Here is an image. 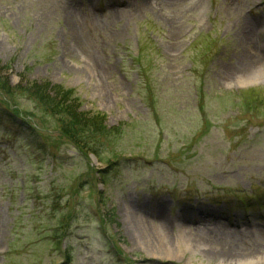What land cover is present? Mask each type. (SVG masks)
Instances as JSON below:
<instances>
[{
	"label": "rangeland",
	"instance_id": "374dc122",
	"mask_svg": "<svg viewBox=\"0 0 264 264\" xmlns=\"http://www.w3.org/2000/svg\"><path fill=\"white\" fill-rule=\"evenodd\" d=\"M0 79L116 129L0 91V264H264V0H0Z\"/></svg>",
	"mask_w": 264,
	"mask_h": 264
},
{
	"label": "trees",
	"instance_id": "16d2710c",
	"mask_svg": "<svg viewBox=\"0 0 264 264\" xmlns=\"http://www.w3.org/2000/svg\"><path fill=\"white\" fill-rule=\"evenodd\" d=\"M4 80L6 82H4ZM0 79V91L4 94L13 96L14 92H23L25 95L30 97L35 103L38 101L39 106L49 115H53L59 122V127L61 133L75 145L80 148L90 150L96 153L98 156L101 154V145L104 139L112 137L113 139L116 134V129L111 128L99 118V117H89L87 119L78 116V113L72 108L68 109L61 102L57 101V97H47L43 93L31 94L29 89L38 88L42 92H46L44 86L46 83H31L29 85H12L7 82L6 79ZM43 86V87H42ZM61 90H57V94L61 96L64 95ZM5 111L0 113L1 120L12 121L16 119V115L13 111L9 109H4ZM117 136V135H116Z\"/></svg>",
	"mask_w": 264,
	"mask_h": 264
},
{
	"label": "bare ground",
	"instance_id": "6f19581e",
	"mask_svg": "<svg viewBox=\"0 0 264 264\" xmlns=\"http://www.w3.org/2000/svg\"><path fill=\"white\" fill-rule=\"evenodd\" d=\"M143 222V221H140ZM145 223V222H144ZM167 226L163 222L161 224L160 229L162 230V233L165 234L166 238L168 234ZM148 230V229H147ZM148 239H154L153 233L148 230V232L145 234ZM221 236V235H220ZM243 232L242 231H236L233 233H229V235L226 236L228 238V242L224 241L222 237L217 236V233H214L212 231L206 232V239L204 240V244L206 246H209V251L211 253H217L218 256L223 257L225 260L233 259L234 257H237L240 253L239 247L237 246L238 241L243 239ZM229 240L231 243H229ZM169 242V241H168ZM236 244L234 245V243ZM211 243V245L207 244ZM233 243V245H231Z\"/></svg>",
	"mask_w": 264,
	"mask_h": 264
}]
</instances>
